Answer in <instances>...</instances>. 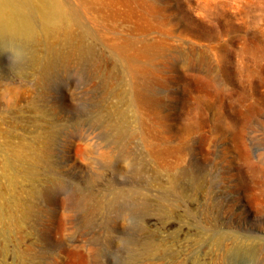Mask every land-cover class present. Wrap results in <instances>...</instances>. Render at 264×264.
<instances>
[{"label":"rangeland","instance_id":"1","mask_svg":"<svg viewBox=\"0 0 264 264\" xmlns=\"http://www.w3.org/2000/svg\"><path fill=\"white\" fill-rule=\"evenodd\" d=\"M67 1L81 7L98 54L55 59L39 81L35 68L17 75L16 53L0 46V246L7 239L11 251L0 263L24 264L15 253L29 246L55 249L53 264H255L249 245L264 258V0H120L111 15ZM112 45L136 53L148 102L127 98L134 78ZM44 132L55 165L39 177L54 169L66 182L48 198L11 157ZM86 177L84 211L64 200Z\"/></svg>","mask_w":264,"mask_h":264},{"label":"bare ground","instance_id":"2","mask_svg":"<svg viewBox=\"0 0 264 264\" xmlns=\"http://www.w3.org/2000/svg\"><path fill=\"white\" fill-rule=\"evenodd\" d=\"M114 1H120V0H112L109 2H106L105 0H81V2L87 6L86 8L92 9V8H97L99 11H101L102 13L104 12H108V15H111V8H112V3ZM79 5L77 6H73L70 5L68 3V1L66 2V0H0V46H7L12 48L11 50L14 51L16 53V62L12 63L14 64L13 68H14V72H16L17 75H21V77H23L24 79H28V77L30 76V72L32 68H35L36 72L34 73V75L36 74L37 79H40L39 81H43L41 80L45 73L48 72V70L50 69V65L54 64V62L56 61L55 59H59L64 63H70L72 61H83L86 59H89L91 57H93V55L98 54V50L97 47L95 45V43H91L88 41V37L89 36H94L96 35V33L90 28V26L87 25V23L84 20L83 15L81 14ZM104 15V14H103ZM95 37V36H94ZM44 43L45 48L44 50L41 49L37 50L40 44ZM37 46V47H36ZM3 48V47H2ZM40 48V47H39ZM249 48V47H247ZM42 51H44L42 53ZM107 51L110 53V57L113 58L115 61H117V63L119 64L121 71H126L127 73H129L134 79L132 83H130L131 87L130 88V92L128 94L129 97H127L129 99V101L131 103L134 104H141V102H148L151 98H152V91L149 90V88L146 87H140L138 85H136V71H137V57H136V53H129L127 50H125V48H123L122 46H109V48L107 49ZM14 53V54H15ZM14 58V59H15ZM13 60V59H12ZM55 60V61H54ZM14 61V60H13ZM12 61V62H13ZM115 63V62H113ZM112 63V64H113ZM115 65V64H114ZM2 66V65H1ZM4 66V65H3ZM117 66V64L115 65ZM49 68V69H48ZM115 69V67H114ZM119 69V68H117ZM5 71V70H3ZM122 71V72H123ZM124 73V72H123ZM13 74V73H12ZM32 74V73H31ZM49 73H46V76ZM125 74V73H124ZM128 74V75H129ZM9 75V74H8ZM6 76V73L1 72L0 70V78ZM11 75H9L10 77ZM8 76L4 77L7 78ZM13 77V76H12ZM17 77V76H15ZM22 78V79H23ZM33 78V77H32ZM13 79V78H12ZM36 79V80H37ZM37 82V81H36ZM42 83V82H41ZM16 87V86H15ZM126 94V93H125ZM126 96V95H124ZM124 96H120L122 99V97ZM125 98V97H124ZM127 100V99H126ZM125 100V101H126ZM123 101V100H122ZM128 101V102H129ZM36 104V103H35ZM31 105V104H30ZM39 104H37L36 106H38ZM46 106V105H45ZM35 107V106H34ZM42 107V106H41ZM81 107V106H80ZM39 108V107H38ZM44 108V107H43ZM93 108V107H92ZM36 109V108H35ZM42 109V108H41ZM47 109V108H46ZM44 109V110H46ZM87 109V108H86ZM85 109V110H86ZM88 110V109H87ZM102 110V109H101ZM114 110V109H112ZM111 110V111H112ZM118 110V109H117ZM115 110V111H117ZM122 110V109H121ZM37 112L39 110H36ZM41 111V110H40ZM47 111V110H46ZM45 111V113H46ZM60 111V110H59ZM58 111V112H59ZM91 111V110H90ZM93 111V110H92ZM95 111V110H94ZM93 111V112H94ZM103 111V110H102ZM107 111V109H106ZM120 111V110H118ZM48 112V111H47ZM57 112V113H58ZM62 112V111H60ZM101 112V111H100ZM113 112V111H112ZM121 112V111H120ZM42 113V112H41ZM50 112H48L49 115ZM87 114V112H85ZM101 113H105V112H101ZM109 113V112H108ZM44 114V112L42 113ZM47 114V113H46ZM55 114V113H54ZM59 114V113H58ZM78 114V113H77ZM81 114V113H80ZM79 114V115H80ZM85 114V115H86ZM89 114H92V112H90ZM88 114V115H89ZM97 114V113H96ZM94 114V115H96ZM99 114V111H98ZM41 115V114H40ZM47 115V116H48ZM66 115V114H65ZM75 115V114H74ZM78 115V116H79ZM113 115V114H112ZM118 115V114H115ZM124 115V114H123ZM42 116V115H41ZM40 116V117H41ZM61 116V115H60ZM68 116V115H67ZM76 116V115H75ZM81 116V115H80ZM84 116V115H83ZM82 116V118H83ZM98 116H101L100 114ZM105 116V115H104ZM104 116L102 118H104ZM108 116H110V114H108ZM107 116V117H108ZM120 116V115H118ZM43 117V116H42ZM45 117V116H44ZM43 117V118H44ZM50 117V116H49ZM52 117H54L52 115ZM91 117V115L89 116ZM93 117V116H92ZM121 117H122V113H121ZM42 118V119H43ZM79 118V117H77ZM96 118V117H94ZM98 118V117H97ZM100 118V117H99ZM98 118V119H99ZM114 118V117H113ZM117 118V117H116ZM124 118V117H123ZM122 118V119H123ZM60 119V118H59ZM70 118H68L67 120H69ZM74 119H76L74 117ZM73 119V120H74ZM85 119V117H84ZM88 119V118H87ZM86 119V120H87ZM90 119V118H89ZM93 119V118H91ZM111 119V118H110ZM121 119V120H122ZM45 120V118H44ZM49 120V119H47ZM46 120V121H47ZM52 120V119H51ZM62 120V119H61ZM66 120V121H67ZM83 120V119H82ZM85 120V121H86ZM95 120V119H93ZM108 120V118L106 119V121ZM118 120V119H116ZM63 121V120H62ZM65 121V120H64ZM75 121V120H74ZM73 121V122H74ZM90 121V120H88ZM96 121V120H95ZM101 121V120H100ZM100 121H98L100 123ZM105 121V120H104ZM103 121V122H104ZM112 121V119H111ZM114 121V119H113ZM124 121V120H123ZM45 122V121H44ZM72 122V121H70ZM72 122V123H73ZM76 122V121H75ZM74 122V123H75ZM79 122V121H78ZM78 122H76L78 124ZM87 122V121H86ZM97 122V121H96ZM102 122V121H101ZM102 122V123H103ZM115 122V121H114ZM120 122V119H119ZM125 122V121H124ZM123 122V123H124ZM65 123V122H64ZM63 123V124H64ZM80 123V122H79ZM110 123V121H109ZM117 123V122H115ZM52 124V122H51ZM89 124V123H88ZM91 124V123H90ZM95 123H93L94 125ZM108 124V122H107ZM121 124V123H120ZM67 125V124H66ZM69 125V124H68ZM104 125V124H102ZM114 124H111L112 128ZM98 127V125H96ZM125 126V124H124ZM48 127V126H47ZM52 127V126H51ZM50 127V128H51ZM117 127V126H116ZM120 127V125H119ZM118 127V128H119ZM122 127V126H121ZM49 128V127H48ZM53 128V127H52ZM52 128L49 131H54L55 129L52 130ZM100 128V126H99ZM107 128V127H106ZM47 129V128H46ZM45 129V130H46ZM112 129V130H113ZM122 129V128H120ZM119 129V130H120ZM124 129V127H123ZM44 130V131H45ZM111 130V129H110ZM48 131V132H49ZM46 132V131H45ZM44 135H40L37 139H39L41 142V144L39 145L37 142L35 143H30L26 148L22 149L23 145L14 150V152L11 154L12 160H16L19 159L22 166H23V171L24 173L27 175L28 178L34 180L37 182L36 184V188L34 190V194L38 195V194H43L49 197H54L56 192H59V189H62L63 187L66 186V182L64 181L63 178L60 177L59 173L54 171V169H50V173L48 175V177L46 175V181L42 183L41 181V177H39L40 174V169L41 167L43 168L44 165H55L50 164V162L48 160V158H50V156L48 157L49 152L52 150L51 148H49L50 146V140L51 137L53 136H49L50 134L46 133ZM113 132H116L113 131ZM111 131V134L113 133ZM110 133V132H109ZM108 133V134H109ZM121 133V132H120ZM43 134V132H42ZM56 134V131H55ZM107 134V133H106ZM107 134V135H108ZM123 135V133H122ZM56 136V135H54ZM103 136V135H102ZM118 136V134H117ZM120 136V135H119ZM55 138V137H54ZM52 139L55 141V139ZM104 138V137H103ZM111 137H109L110 139ZM119 139V138H118ZM105 140L109 141L108 139ZM115 140V139H114ZM37 141V140H36ZM53 141V142H54ZM117 141V139H116ZM111 142V141H110ZM113 142V141H112ZM119 143V142H117ZM109 145V143H107ZM39 145V146H38ZM113 145V144H112ZM50 150V151H49ZM52 152V151H51ZM50 165H49V164ZM44 167V171H45ZM52 168V167H50ZM43 170V169H41ZM56 170V169H55ZM46 172V171H45ZM47 174V173H46ZM94 176V175H93ZM173 176V175H172ZM176 177V176H175ZM84 178V177H81ZM80 178V179H81ZM95 178V177H94ZM99 178V177H98ZM97 178V179H98ZM174 178V177H173ZM43 179V178H42ZM93 177H86L85 179H81L78 181L73 182L74 186L76 187V191L74 192V194L70 197H66L64 202H66V200H73L74 202V207L76 209L79 210H83L84 209V204L86 206V198H85V194L83 193L85 185L87 181L92 180ZM96 179V180H97ZM178 179V177H177ZM172 182V181H171ZM175 182V180H174ZM91 183V182H89ZM177 183V181L175 182ZM40 184H42L41 186H39ZM173 184V182H172ZM175 185V184H174ZM92 187V186H91ZM94 190V189H93ZM86 191V190H85ZM88 192V191H87ZM93 192V191H92ZM40 195H38L39 197ZM43 196V195H42ZM87 196V194H86ZM94 196H95V192H94ZM91 197V196H90ZM93 197V196H92ZM97 196H95L96 198ZM43 198V197H41ZM99 198V197H98ZM97 199V198H96ZM101 200V199H100ZM98 199V201H100ZM104 200V199H103ZM100 201L99 205L97 204L98 202L95 201L96 204L94 205H98L100 208L102 207L103 209H105L103 206L107 205L104 203V201ZM88 201V200H87ZM86 201V202H87ZM93 201V200H92ZM91 201V202H92ZM89 202V201H88ZM87 202V203H88ZM94 202V201H93ZM107 203V202H106ZM92 204V203H91ZM90 204V206H91ZM110 204V203H109ZM108 204V205H109ZM107 205V206H108ZM111 205V204H110ZM89 206V208H90ZM73 207V208H74ZM88 208V209H89ZM93 208V207H92ZM96 208V207H95ZM75 209V212H76ZM87 209V208H86ZM98 209V208H96ZM102 209V210H103ZM93 210V209H91ZM85 211V209H84ZM88 211V210H87ZM86 211V212H87ZM78 212V211H77ZM89 212V211H88ZM96 212V210H95ZM85 213V212H84ZM83 213V214H84ZM99 213V212H98ZM125 213V212H123ZM88 214V213H85ZM79 215V214H77ZM124 215V214H123ZM85 216V215H84ZM92 216V215H91ZM81 217V216H80ZM96 217V216H94ZM120 217V216H119ZM122 217V215H121ZM124 217V216H123ZM86 221V220H85ZM89 221V220H87ZM93 221V220H92ZM91 223V221H90ZM93 223V222H92ZM95 223V222H94ZM2 224V223H1ZM87 224V222H86ZM91 225V224H90ZM90 225L88 227H90ZM86 226V225H85ZM8 227V226H6ZM87 227V228H88ZM90 232V231H89ZM86 233V231H85ZM92 233V232H91ZM5 236L3 231L0 230V237ZM1 239V238H0ZM6 239V238H5ZM2 240V239H1ZM4 240V238H3ZM7 240V239H6ZM4 240L5 242L2 243V245L0 246V254H4L7 256V254H9L10 252L8 251V248L6 246L7 242ZM107 240V239H106ZM112 240V238L110 239V241ZM114 240V239H113ZM128 240V239H127ZM223 240V239H222ZM109 241V240H108ZM109 241V242H110ZM129 241V240H128ZM132 241V240H131ZM130 241V242H131ZM135 241V240H134ZM219 241V240H217ZM101 242V241H99ZM112 242V241H111ZM119 242V241H118ZM129 242V243H130ZM136 242V241H135ZM106 243V242H105ZM116 243V242H115ZM122 243V242H121ZM126 243V241H125ZM128 243V242H127ZM129 243L128 245H126L127 247H129ZM134 243V242H133ZM222 243V242H221ZM220 243V245H221ZM104 244V243H103ZM131 244V243H130ZM219 244V243H218ZM240 244V243H238ZM20 245V243H19ZM35 245V244H34ZM52 245V244H51ZM107 245V244H106ZM111 245V243L109 244ZM114 245V243H113ZM112 245V246H113ZM159 245V244H158ZM157 245V247H158ZM227 244L225 243V246ZM17 246V245H16ZM15 246V247H16ZM40 246V245H39ZM42 246V245H41ZM40 246V247H41ZM46 246V245H45ZM50 246V245H49ZM55 246V245H54ZM219 246V245H218ZM243 245H240V247ZM10 247V246H9ZM18 247V246H17ZM21 248V245L19 246ZM38 247V246H37ZM39 247V248H40ZM132 247V246H130ZM136 247V244H135ZM232 247V246H231ZM236 247V246H234ZM245 247V246H244ZM26 248V247H25ZM38 248V249H39ZM57 248V246H56ZM63 248L66 251H78V246H73V245H64ZM107 248V247H106ZM110 248V246H109ZM222 248V247H221ZM228 248V247H227ZM230 248V247H229ZM238 248V247H237ZM242 248V247H241ZM11 249V248H9ZM22 249V248H21ZM24 249V248H23ZM45 248V249H39V250H35L33 249L32 246H29L28 249H24V250H19L18 248V252L16 249V257H18L19 259H28L26 260V262H24V264H31V262L33 263V260L37 259L41 260V264H53L52 260H47L48 257L50 256H54V252H56V250L54 249V252L52 254L49 253ZM58 249V248H57ZM111 249V248H110ZM116 249V248H115ZM120 249V248H119ZM223 249L224 248V243H223ZM232 249V248H231ZM236 249V248H235ZM249 252L251 255L255 256L256 259V263L255 264H264V258H261L260 256L257 257V251H258V247L256 246H252L249 245L248 246ZM53 250V248H52ZM99 250V249H98ZM130 250V248H129ZM136 250V249H135ZM229 250V249H228ZM247 250V249H246ZM9 252L6 254V252ZM59 251V250H57ZM95 251V250H94ZM107 251V250H106ZM110 251V250H109ZM108 251V252H109ZM118 251V250H116ZM114 251V252H116ZM121 251V250H120ZM243 250L241 249V252ZM15 252V251H14ZM104 252V251H103ZM119 252V251H118ZM122 252V251H121ZM120 252V253H121ZM129 252V251H128ZM136 252V251H135ZM134 252V253H135ZM225 252V251H224ZM235 252V250H234ZM233 252V253H234ZM245 252V251H244ZM247 252V251H246ZM57 253V252H56ZM102 253V252H101ZM130 253V252H129ZM133 253V254H134ZM227 255L229 253L226 252ZM83 254V253H82ZM105 254V253H104ZM119 254V253H118ZM132 254V253H130ZM246 254V253H245ZM249 254V253H248ZM250 254L248 257H250ZM122 255V254H120ZM5 256V257H6ZM85 256V255H84ZM135 256V255H134ZM133 256V257H134ZM232 256V255H231ZM230 256V257H231ZM1 257V256H0ZM3 257V255H2ZM43 257V259H42ZM82 257V256H81ZM126 257V256H125ZM233 257V256H232ZM4 258V257H3ZM92 258V257H91ZM131 258V257H130ZM254 258V257H253ZM2 259V258H1ZM16 259V258H14ZM135 259V258H134ZM134 259H132L131 261H133ZM229 259V256H228ZM136 260V259H135ZM134 260V261H135ZM1 261V260H0ZM2 261H5L2 259ZM25 261V260H24ZM115 261V260H114ZM255 261V260H254ZM22 263V262H21ZM84 263V262H83ZM2 264V262L0 263ZM88 264V262H87Z\"/></svg>","mask_w":264,"mask_h":264}]
</instances>
